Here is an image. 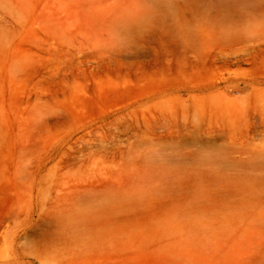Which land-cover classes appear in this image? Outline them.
<instances>
[{
    "label": "rangeland",
    "instance_id": "obj_1",
    "mask_svg": "<svg viewBox=\"0 0 264 264\" xmlns=\"http://www.w3.org/2000/svg\"><path fill=\"white\" fill-rule=\"evenodd\" d=\"M0 264H264V0H0Z\"/></svg>",
    "mask_w": 264,
    "mask_h": 264
}]
</instances>
